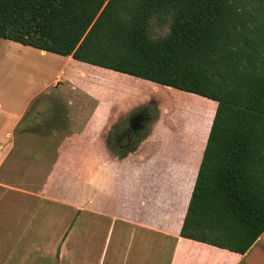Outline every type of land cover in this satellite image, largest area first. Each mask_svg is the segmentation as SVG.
<instances>
[{"label": "crops", "instance_id": "crops-1", "mask_svg": "<svg viewBox=\"0 0 264 264\" xmlns=\"http://www.w3.org/2000/svg\"><path fill=\"white\" fill-rule=\"evenodd\" d=\"M69 77L61 67L55 83ZM69 82L82 90L0 102V264H264V232L243 254L181 236L209 132L169 136L153 120L122 155L110 137L137 128L130 113L146 100L132 99L130 112L106 90L88 101L92 92Z\"/></svg>", "mask_w": 264, "mask_h": 264}, {"label": "trees", "instance_id": "trees-1", "mask_svg": "<svg viewBox=\"0 0 264 264\" xmlns=\"http://www.w3.org/2000/svg\"><path fill=\"white\" fill-rule=\"evenodd\" d=\"M0 38L216 101L181 236L243 254L264 232V0H0Z\"/></svg>", "mask_w": 264, "mask_h": 264}, {"label": "rangeland", "instance_id": "rangeland-1", "mask_svg": "<svg viewBox=\"0 0 264 264\" xmlns=\"http://www.w3.org/2000/svg\"><path fill=\"white\" fill-rule=\"evenodd\" d=\"M16 44L14 41L0 38V102L2 104L6 102L8 95L19 102L27 92L33 90L81 91L82 89L72 87L69 82L72 79L75 82L79 81L92 92V95H87L85 98L88 101H98L95 94L106 90L108 99L114 97L119 101L117 106L131 112V103H135L132 99L139 97L145 99V105H140L137 109L147 106L146 113L150 116L148 126L153 120L158 119L159 129L163 132L162 128L167 129L169 136L204 139L210 131L217 108V102L214 100L190 92L180 93L170 86L159 83L152 85L145 79L91 64L86 65L73 59H65L60 55L42 56L39 51L21 48ZM61 67L67 69L70 77L68 82L58 79L57 88L55 79ZM63 78L67 79L65 76ZM73 97L76 102H81L84 98L82 93H76ZM141 103L142 100L139 101V104ZM127 120L128 118L123 122L126 128L129 124L126 123ZM134 120L139 123V118L131 119L133 124ZM138 137V135L125 136L122 144L130 146L138 140ZM113 141L111 135L110 145L114 147Z\"/></svg>", "mask_w": 264, "mask_h": 264}, {"label": "flooded vegetation", "instance_id": "flooded-vegetation-1", "mask_svg": "<svg viewBox=\"0 0 264 264\" xmlns=\"http://www.w3.org/2000/svg\"><path fill=\"white\" fill-rule=\"evenodd\" d=\"M140 124V120H139V123L137 124V120H135V122H134V125L135 126H138Z\"/></svg>", "mask_w": 264, "mask_h": 264}]
</instances>
